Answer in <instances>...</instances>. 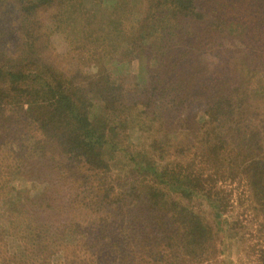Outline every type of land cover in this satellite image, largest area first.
Segmentation results:
<instances>
[{"label": "trees", "instance_id": "obj_1", "mask_svg": "<svg viewBox=\"0 0 264 264\" xmlns=\"http://www.w3.org/2000/svg\"><path fill=\"white\" fill-rule=\"evenodd\" d=\"M60 1L0 0L1 14L18 8L22 19L10 40L12 48L7 47L0 29V203L4 204L0 221H5L4 226L0 225V264L41 261L43 252L38 251L45 248L48 252L50 237L58 234L50 224L54 217L60 220L57 214L62 209L53 203L57 201H67L76 213L74 219L81 218L82 224L104 235L120 218L117 224H124V240L111 235L102 242L124 250L122 264L202 262L213 247L211 226L201 214L155 186L153 180L157 182L163 175L160 168L152 161L143 164L130 159L135 168L150 173L148 178L139 173L142 180H132L133 172L121 177L112 170L110 159L127 126V119L117 120L116 116L132 103L125 85L115 84L102 64L92 74L82 70L71 73L59 70L48 60V45L35 27L34 11ZM147 11L138 26L136 41L142 52L143 46L147 51L156 41L153 35L162 32L163 54L158 55L165 72L170 68L169 56L176 63L181 56L179 62L191 55L202 56L201 49H196L201 45L196 41L198 28H213L242 46L241 55L237 50L232 52L230 60L235 61L216 66L230 63L221 67L220 80L210 71L206 73L212 76L209 83L213 89L209 93L174 95L166 98V105L171 111L178 106L203 108L202 141L219 158L234 148L240 150L238 168L264 215V0H151ZM211 32L206 34L213 35ZM172 39L178 42L170 44ZM191 39L194 48H186L182 43ZM143 41L147 45H141ZM173 46H180L181 51ZM199 70L203 75L206 72L202 64ZM229 77L237 81L227 82ZM152 83V89L144 87L143 93L167 89L160 76L157 83ZM186 88L193 89L190 84ZM90 95L100 99L98 111L92 108ZM26 152L32 162L27 169L17 168ZM34 168L39 176L32 172ZM40 176L42 187L33 194L25 191L30 184L34 187ZM161 181L188 199L199 196L218 208L219 200L205 192L191 175L177 174L171 183L163 178ZM27 198L34 201L26 202ZM35 203L49 208L48 219L39 218L43 211L34 213ZM215 213L217 218L222 217L219 209ZM133 224L134 232L130 228ZM66 232L81 245L77 236L81 224L60 231L59 236L70 238ZM57 246L55 252L62 250L59 243Z\"/></svg>", "mask_w": 264, "mask_h": 264}, {"label": "rangeland", "instance_id": "obj_2", "mask_svg": "<svg viewBox=\"0 0 264 264\" xmlns=\"http://www.w3.org/2000/svg\"><path fill=\"white\" fill-rule=\"evenodd\" d=\"M74 1L62 0L58 4L44 5L34 11L35 27L48 45L45 51L48 60L59 70L71 73L82 70L84 73L92 74L98 70L100 64L105 65L114 83L125 85L131 95L132 103L116 116L117 120L127 119V126L123 128L125 130L123 137L117 143L110 159L114 174L117 176L121 173L122 177L133 172L132 176L135 177L131 178L132 180H142L141 175L150 177V173L141 172L131 163L130 159L135 158L137 163L143 161L145 164L152 161L154 167L158 166L159 171L163 173L161 178L169 183L173 182L177 174L180 177L183 174L191 175L203 186L205 192H210L213 198L219 200L218 208L210 206L204 199H199V196L188 199L173 190L167 182L163 183L161 178L157 182H155L157 179L153 180L159 190L165 191L181 205L201 214L204 221L211 226L213 247L209 249L202 262L189 264H264V215L255 201L247 178L238 168L240 150L234 148L230 153H223L220 158L214 156L202 141L200 134L201 130L205 131L203 108L194 106L189 109L178 106L171 111L166 105L168 101L166 98L172 99L174 95L190 91L202 95L209 93L213 89L209 83L210 78L215 76L220 80L221 67L230 63L216 66L235 61L236 59L230 60L234 50H237L239 55L242 54L239 41L232 40L220 31L215 32L213 28L209 29L206 26L205 29L198 28L196 41H200L201 45L196 49H201L202 56L197 58L191 55L179 62L183 58L181 56L177 63L169 56L170 68L165 72L158 55L163 49L160 45L162 32L153 35L156 41L147 51L144 50L146 46H143L142 52L140 42L136 41L138 26L147 15V7L151 0ZM13 3L14 1L10 2ZM21 21L18 8L5 10L0 15V29L3 30V37L7 39L8 48L14 45L10 44V40ZM207 31H212L213 35L206 34ZM169 42L175 44L178 41L172 39ZM194 43L192 40L182 44L189 48ZM141 45H147V41L141 42ZM177 50L181 51V48ZM201 64L203 71L206 70L204 75L200 74ZM209 71L212 75L210 77L206 75ZM159 76L167 87L166 92L155 89L143 93L144 87L152 89L155 84L152 81L157 83ZM226 81L235 83L237 80L229 77ZM187 84L193 89L186 88ZM90 97L92 108L98 111L100 99L93 95ZM150 101L153 103L147 107ZM32 160L30 153L26 152L17 168L27 169ZM35 169L32 172L39 176L40 172L37 173ZM40 181L41 176L35 181L34 187L30 184L25 191L35 193L38 187H42L39 185ZM27 199L26 202L34 201L32 198ZM53 203L62 209L57 214L60 220H54V217L50 223L53 231L58 234L50 237L51 247H47L48 252L45 248L38 251L43 253L41 261L36 264H122L124 250L118 245L111 246L102 242L104 239H110L107 237L111 235L115 239L124 240V224H117L120 218L112 224L108 234L104 235L99 229L91 230L89 226L82 224L81 218L74 219L76 213L71 211L67 201ZM3 206L4 204L0 203V211ZM47 209L49 210L48 207H40L35 203L33 211L35 214L43 211L39 218L46 220ZM217 209L222 214L221 218H217L215 213ZM65 219L70 221L67 222ZM4 222L0 221V225L4 226ZM77 223L81 224V233L77 235L80 238L79 242L82 241L81 245L76 244L75 239L73 240L75 236H70L68 232H66L70 237L68 239L59 236L60 231L74 229ZM130 228L131 231H136L134 224L130 225ZM137 236L141 234L138 233ZM58 243L62 250L55 252ZM74 244L76 245L72 247ZM73 253L78 256L76 259L73 258ZM131 258L133 256H130Z\"/></svg>", "mask_w": 264, "mask_h": 264}]
</instances>
